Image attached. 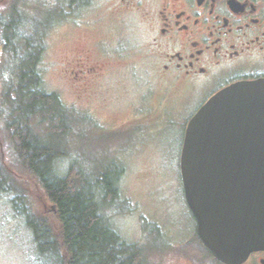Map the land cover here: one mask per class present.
I'll return each instance as SVG.
<instances>
[{
    "label": "rangeland",
    "instance_id": "1",
    "mask_svg": "<svg viewBox=\"0 0 264 264\" xmlns=\"http://www.w3.org/2000/svg\"><path fill=\"white\" fill-rule=\"evenodd\" d=\"M75 3L0 0L2 20L11 19L8 8L14 4L23 16L21 33L44 31L45 52L38 66L43 90L56 94L74 117L65 144L69 158L57 163L58 172L63 175L71 160L94 178L114 168L121 171L119 197L113 207L103 209L110 226L126 242L140 246L149 264H182L172 248L157 242L156 230L163 245L172 243L173 229L193 232L179 169L193 112L178 106L173 86L150 64L146 0H91L71 11ZM6 63L0 46V96L9 79ZM34 190L36 211L50 216L51 205ZM10 199L0 194V264H41Z\"/></svg>",
    "mask_w": 264,
    "mask_h": 264
},
{
    "label": "trees",
    "instance_id": "2",
    "mask_svg": "<svg viewBox=\"0 0 264 264\" xmlns=\"http://www.w3.org/2000/svg\"><path fill=\"white\" fill-rule=\"evenodd\" d=\"M8 9L11 19L0 18L9 73L0 96V194L11 195L41 264H149L146 252L113 230L103 212L119 197L121 171L94 178L71 160L59 174L57 163L69 158L65 144L74 117L56 94L43 90L44 31L21 33L23 16L14 4ZM31 187L51 205L50 216L36 211Z\"/></svg>",
    "mask_w": 264,
    "mask_h": 264
},
{
    "label": "water",
    "instance_id": "3",
    "mask_svg": "<svg viewBox=\"0 0 264 264\" xmlns=\"http://www.w3.org/2000/svg\"><path fill=\"white\" fill-rule=\"evenodd\" d=\"M203 245L236 264L264 249V80L213 96L186 125L179 160Z\"/></svg>",
    "mask_w": 264,
    "mask_h": 264
},
{
    "label": "flooded vegetation",
    "instance_id": "4",
    "mask_svg": "<svg viewBox=\"0 0 264 264\" xmlns=\"http://www.w3.org/2000/svg\"><path fill=\"white\" fill-rule=\"evenodd\" d=\"M90 1L80 0L71 11ZM144 25L151 38L150 64L173 86L178 106L193 112L190 119L220 91L264 80V0H146ZM183 201L193 232L173 229L172 243L163 245L156 230L157 242L172 248L182 264H226L203 245L184 194ZM236 264H264V249Z\"/></svg>",
    "mask_w": 264,
    "mask_h": 264
}]
</instances>
